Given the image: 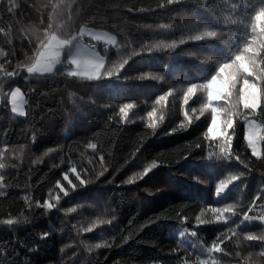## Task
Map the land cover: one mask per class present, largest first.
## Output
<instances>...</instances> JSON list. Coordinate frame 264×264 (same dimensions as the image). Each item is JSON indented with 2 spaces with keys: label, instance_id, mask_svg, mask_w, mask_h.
<instances>
[{
  "label": "trees",
  "instance_id": "1",
  "mask_svg": "<svg viewBox=\"0 0 264 264\" xmlns=\"http://www.w3.org/2000/svg\"><path fill=\"white\" fill-rule=\"evenodd\" d=\"M261 9L264 0H0V95L16 86L25 97L23 118L7 99L0 107V264H264V241L244 239L264 235V139L255 157L244 128L254 118L264 137L260 22L252 31ZM83 26L112 32L116 45L78 38L53 73L27 72L52 35ZM77 43L104 57L100 79L68 75ZM245 45L254 75L229 88L233 69L219 75L221 133L209 137L206 84ZM244 78L257 85V109L240 101ZM193 85L205 86L185 103ZM229 176L238 179L217 194ZM244 213L257 221L242 224ZM213 243L219 252L207 251Z\"/></svg>",
  "mask_w": 264,
  "mask_h": 264
},
{
  "label": "snow or ice",
  "instance_id": "2",
  "mask_svg": "<svg viewBox=\"0 0 264 264\" xmlns=\"http://www.w3.org/2000/svg\"><path fill=\"white\" fill-rule=\"evenodd\" d=\"M168 4L174 3V0H167ZM253 23H252V31L255 32L257 30V22H260V31L261 33H264V9H261L255 13V15L252 17ZM209 36H215V32H208ZM101 37L93 34V39L99 40ZM109 42L115 43V37H109ZM196 39H201V37H196ZM72 41L67 39H58L57 36L52 35L46 43L42 45L43 50L39 53V55L36 58V62L33 63L30 67L27 68V72L29 74L39 73V74H45V73H52L56 65L60 64V51L59 49H62L65 45H70ZM251 53V56H247L245 54ZM0 55H3V53H0ZM87 55L88 58L81 61L80 57ZM256 55L255 50L245 45L242 49V51L238 52L234 59L231 61V63H224L220 66L217 74L212 77V79L207 82L206 87L208 89H212L213 85L216 84V81L221 73H224L227 69H233L232 72L229 73L228 78L223 81L226 88H229L231 86H234V81L236 80L237 74L242 73L245 77L247 76H253L254 71L253 68L255 66V60L254 56ZM127 61H124L126 63ZM69 63L79 67L81 63L83 64V68L85 69V72L87 74L88 79H100L102 77L101 69L104 68V60L97 57L94 52L88 51L84 48H78L77 53L75 56H73ZM123 67V64L120 66ZM82 73L78 71H70L68 73L69 76H76L80 75ZM9 76H12L13 73H8ZM108 76H112V72H107ZM205 85H193L189 86L187 88V92L185 93V103L188 102L187 97L190 96L194 90L197 87H204ZM224 93L217 91L215 93V97L213 95V92L211 90L208 91V100L211 102L214 98L219 99ZM12 98V111L14 113H19L20 116L24 115L23 108L17 105V99L21 98L20 90L17 89L11 93ZM166 97L164 95L159 96V98L156 100V103L159 104L161 101H164ZM257 85L254 83H250L247 78H244L243 81V87L240 88V101L243 103V107L245 109H255L257 107ZM133 105L131 103H125L123 107L120 108V113L124 116H128V110L131 109ZM207 107V105H205ZM222 111V109H218L216 107L212 108V116H211V127L208 128V135L209 137L212 136L213 132L216 131L217 128V117L219 112ZM148 115L151 117L153 115L152 112H149ZM226 126L227 128L233 127V121L231 118L226 120ZM264 139V137H261ZM249 146L252 149V154L256 156L258 154V149L256 146L255 139L248 138ZM89 147H94V145H89ZM223 151V149H221ZM4 165L0 164V168H3ZM157 167L156 162H153L149 167H146L143 170V174L147 175L152 169ZM106 170V169H105ZM103 173H101L102 175ZM79 178V177H78ZM238 179L237 176H229L227 180L221 181L216 186V192L219 194L221 191L224 190V188L231 182ZM131 182V181H129ZM81 184H84L85 181L81 180ZM57 187H60L59 183L56 185ZM61 191H64L61 189ZM64 195L67 196L68 192H64ZM58 202V201H57ZM46 210H51L55 207V204L50 203L49 201H45L42 205ZM233 208V205H228L222 208H213L212 211L219 213L220 215H223L226 212H229ZM251 211V209H249ZM256 219V217L249 216L247 213L243 214V221L251 222L252 220ZM260 221L264 223V215L259 217ZM197 220H200V217H197ZM5 224L11 225L14 223L13 220L8 219L4 221ZM203 223V221H201ZM92 229L89 228L88 231H91ZM231 231L235 232V229H231ZM244 239L247 241H252L256 239H260L264 241V235L256 237L251 234H246L244 236ZM96 247H100V245H96ZM221 249L217 243H213L210 248L207 249L209 253H215L219 252ZM251 255V254H249ZM259 255L261 257H264V251L260 252ZM203 264H207V262H203ZM211 264H217L216 260H212Z\"/></svg>",
  "mask_w": 264,
  "mask_h": 264
},
{
  "label": "rangeland",
  "instance_id": "3",
  "mask_svg": "<svg viewBox=\"0 0 264 264\" xmlns=\"http://www.w3.org/2000/svg\"><path fill=\"white\" fill-rule=\"evenodd\" d=\"M93 34H95V35H97V36H100L101 38H100L99 40L93 39ZM57 37H58V36H57ZM109 37H115V43H111V42H109V39H108ZM78 38H88V39H90V40H92V41H94V42L102 43V44H104V47H105L106 49L115 46L116 43H117V37H116V35L113 34L112 32H109V31H107V30H102V29L93 28V27H91V26H83V27L80 28V30H79L76 34H74L71 38L67 39V40L72 41V43H71L70 45H65L62 49H59V51H60V61H61V63L58 64V65H56V67H61V66L63 65L62 57H61V56H62V52H63L64 50H66L68 47H70L71 45H73V44L75 43V41H76ZM58 39H66V38L58 37ZM78 48H84V49H87L88 51L94 52L95 55H96L97 57H99V58H101V59H103V60L105 61L104 57L100 55L98 49H97L95 46H89V45H85V44H83V43H77L76 46H75V49L71 52V54H70L69 57H68V60H67L68 63H69V60H70L73 56L76 55V53H77V49H78ZM42 50H43V49H42ZM42 50H41V51H42ZM41 51H40V52H41ZM40 52H39V53H40ZM38 55H39V54H38ZM87 58H88L87 55L80 57L81 61H83L84 59H87ZM69 64H70V63H69ZM70 65H71V69L68 70V73H69L70 71H74V70H75V71H78V72L82 73V74H80V75H76V77H85V78H88V77H87V74H86V72H85V69L83 68V64H82V63H81V65H80L79 67L74 66V65H72V64H70ZM56 67H55V68H56ZM55 68H54V69H55ZM101 70H102V69H101ZM53 71H54V70H53ZM52 73H53V72H52ZM34 74H39V73H34ZM49 74H51V73H45V74H40V75H49ZM208 82H209V81H208ZM17 89H19V88H17L16 86H14V87H12V88L9 90V92H8L7 94H5V95H3V96L0 95V107H1L2 101L5 100V99H7L8 102H9V106H10V111H11V113H12L14 116H16V117L23 118V117H25V97H24V94L21 92L20 89H19V90H20V93H21V97H22V99H21V98H18V99H17V105L23 108L24 115H23V116H20L18 112H17V113H14V112L12 111L13 104H12L11 93H12L13 91L17 90ZM209 90H211V91L213 92L214 97H215V93H216L217 91H220V92L224 93V88H223L222 85H221L219 82H217V81H216V84L213 85V88H212V89H209ZM222 96H223V95H222ZM222 96H221L219 99H221ZM257 96H258V89H257ZM219 99H215V98H214L211 102H209L212 108H213V107H216V108H217V102L219 101ZM258 106H259V96H258V100H257V107H256L255 109H257ZM210 127H211V124H210ZM244 128H245V140H246V142H247V144H248V147H249L250 150H251V153H252V149H251V147L249 146L248 138H253V139H255L256 146H257V149H258V154H257L255 157H259L260 154H261V144H260V143H261V134H262V125H261V123H260L259 121H257L256 119H254V118H247V119H245V121H244ZM220 133H221V132H220L219 116H218V117H217V128H216V131L213 132L212 136L215 137V136L219 135ZM252 155H253V154H252ZM255 221H257V219H254V220H252L251 222H247V223H253V222H255ZM245 222H246V221H243L242 224L245 223ZM185 242H186V241H185ZM186 243H187V242H186Z\"/></svg>",
  "mask_w": 264,
  "mask_h": 264
}]
</instances>
